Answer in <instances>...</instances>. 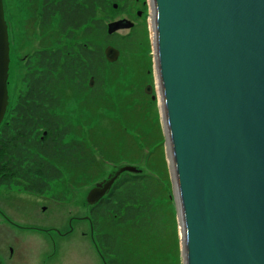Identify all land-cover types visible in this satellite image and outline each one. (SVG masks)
I'll use <instances>...</instances> for the list:
<instances>
[{
  "label": "water",
  "instance_id": "water-1",
  "mask_svg": "<svg viewBox=\"0 0 264 264\" xmlns=\"http://www.w3.org/2000/svg\"><path fill=\"white\" fill-rule=\"evenodd\" d=\"M150 7L182 264H264V0H150ZM133 26L120 19L107 30ZM10 49L0 0V124ZM104 52L109 62L120 54L111 45ZM137 171L118 168L90 188L87 204Z\"/></svg>",
  "mask_w": 264,
  "mask_h": 264
},
{
  "label": "trees",
  "instance_id": "trees-1",
  "mask_svg": "<svg viewBox=\"0 0 264 264\" xmlns=\"http://www.w3.org/2000/svg\"><path fill=\"white\" fill-rule=\"evenodd\" d=\"M37 1L28 0L27 4L43 35L42 45L32 58H26L22 78L25 88L17 93L14 103H9L0 124V186L64 200L65 184L76 188L94 186L105 179L103 166H115L118 152L124 154L128 150L123 142L116 149L103 145L106 131L92 130L94 138L90 131L80 136L84 124L80 126L69 115L66 105L72 99L83 101L87 120L92 115L99 116L92 119L95 126L105 113L99 111L101 108H91H106L105 104L110 102L122 110L124 102L127 115H139L133 101H149L151 97L142 85L113 95L112 88H120L124 83L121 77L128 75V63L140 56L143 43L136 31L137 24L127 34H121L108 33L106 22L107 16L119 11L131 16L133 13V18H137L145 0ZM108 45L120 53L115 62H109L105 56ZM143 75L138 80L141 84L146 77ZM128 106L132 108L129 110ZM132 109L134 113L130 112ZM141 117L144 115H139L143 120ZM128 120L130 116H124V122ZM124 141L128 144V139ZM152 154L145 159L146 172L138 167L137 172H123L99 201L89 205L94 240L107 264H168L167 256L174 254L173 248L179 264L176 205L168 198L173 195L172 182L168 173L166 179L162 178L165 160H154ZM171 217L174 231H170L168 222ZM125 234L128 238L138 237V245Z\"/></svg>",
  "mask_w": 264,
  "mask_h": 264
},
{
  "label": "rangeland",
  "instance_id": "rangeland-1",
  "mask_svg": "<svg viewBox=\"0 0 264 264\" xmlns=\"http://www.w3.org/2000/svg\"><path fill=\"white\" fill-rule=\"evenodd\" d=\"M38 1L36 3H38ZM27 3L28 0H3L4 13L8 25L11 48V66L9 67L10 78L8 77L9 103L11 101L12 103H14L17 93L25 88V82L22 80V78L27 68L25 62L26 58H32V54L42 45L41 39L43 38V35L40 33V30L37 27L36 18L30 16V5H28ZM114 9H117V7ZM138 11L141 12L140 15L137 16V18H133V13L131 16V14H128L125 11H119L116 14L107 16L106 22L110 23L120 19H127L134 22V24H137L136 31L138 33L140 41H142L141 43H143V48L139 51L140 56H137V59L132 58L133 62H131V60L128 63V75L121 77V80L124 81V83L120 85V88H112V91L113 95H115L118 91L124 93L122 91L123 89L130 90L136 86L142 85L141 87H144L145 91L147 92L149 86L152 87L151 90L146 93L148 97L151 96L149 98V101L145 100V98H140L142 99L141 102H137L135 100L133 101V104L136 105L139 115H144V117H141L143 118V120H140L139 115H127L128 111L125 109V107H127L126 103H122L123 108L121 110L116 105L114 106L112 103L107 102L105 104V106H107L106 108L100 105L96 106L95 109L91 108V111H98L101 108L99 111L105 113L102 116L103 118H100V120H98L99 122L94 126L92 124V119H98L99 116L92 115V119L87 120L84 115L86 109L83 105V101L81 103L72 99L66 105V111L69 113V115H71V117H74L75 121H77V123H80V126L84 124V126L81 128L82 131L79 133L80 136L83 134L84 137L85 132L89 133L90 131V137L92 136L94 138L91 132L92 130L93 133L106 131V133H104L105 138L103 141V145H105L106 147L113 145L112 148L116 149V146H120L118 144L123 142V144L128 147V150H126L127 153L121 154L118 152L116 156L117 164L115 166H103L105 174L104 178H107L108 175H112L118 168L126 165L141 168L144 172H146L147 169L145 168V159L150 152H153L151 157L154 158V160H165L166 166L162 170L164 177H161L163 179H166L167 173L170 175L167 143L164 134L163 119L161 117V105L160 100H158L157 97V91H159V89L154 71L152 46L153 32L150 0H145V7L140 8ZM143 23L145 24V26H141V24ZM129 30L130 29L127 28L120 29L119 33L127 34ZM45 36L47 38L48 35ZM59 40L62 41V38H58V41ZM52 41L56 44L54 39H52ZM139 59L142 60V62ZM144 64L146 66H144ZM148 64H151V66L149 67ZM151 67L152 70L150 69ZM147 73H150V78L147 76ZM142 74L146 75V79L144 78L141 84L138 80H140V75ZM152 96H155L156 98L153 99ZM135 99L138 100V98ZM152 101L154 104L152 103ZM128 108L130 110L132 106H128ZM130 112L134 113L135 109H132ZM124 116H130V120L124 122ZM121 136L124 139L121 138ZM126 139H128V144H125L124 140ZM137 144H140V146L138 147ZM137 157L138 159H136ZM163 181L165 182L166 180ZM65 185L66 197L64 200H67V204L65 205L64 203H61L55 205L61 212L64 213L63 216L66 215L65 217H63L62 221L32 220V222L20 221V224H22L23 226L35 225L39 228H49L50 226H56V228L58 229H67V221L71 214L80 216L87 215L89 205L86 202V197L88 191L93 187V185L81 188L72 187L70 184ZM22 193L25 195L29 194L25 192ZM173 193L174 192L172 188V194ZM168 198L175 202L174 194H170ZM175 214L176 228L178 229L177 232L179 236L176 207ZM168 222L171 223L170 231L171 229L172 231H174L173 217H171ZM74 226L75 231L67 238H59L55 233H51L52 236H50L51 234L43 236V234L34 233L32 231H15L17 237L13 242V239L9 237V233H7L8 229L3 225L1 226L0 224V258L5 259L6 256H8L9 253L11 254L12 252L15 256L26 259L33 264H38L39 262H46V264H75L77 262H82V264H98L99 259L92 248L89 226L85 228L86 231H83L84 234H80L81 229L77 227L76 224H74ZM125 236L128 238V235L125 234ZM128 239L133 240L132 243H134V245H138V241L136 240H139L138 237ZM11 241L13 242V244L10 243ZM39 247L44 248L45 251L40 252ZM166 249L167 251H169L170 245H168ZM179 252V264H182L180 249ZM173 253L174 254L172 256L171 253H169L166 263L176 264V248H173Z\"/></svg>",
  "mask_w": 264,
  "mask_h": 264
},
{
  "label": "flooded vegetation",
  "instance_id": "flooded-vegetation-1",
  "mask_svg": "<svg viewBox=\"0 0 264 264\" xmlns=\"http://www.w3.org/2000/svg\"><path fill=\"white\" fill-rule=\"evenodd\" d=\"M10 78V76H9ZM13 189H7L0 186V224L8 229L9 237L16 240L15 231H32L34 233L43 234V236L55 233L59 238H67L75 231L76 224L79 227L80 234H84L85 228L89 226L90 237L92 242V248L97 255L99 261L98 264H107L106 259L102 253L99 243L94 240L93 226L87 215H70L67 221V229H58L56 226H50L49 228H39L35 225H22V222L34 221H57L63 220V212H61L55 205L64 203L67 204V200H57L49 194H23L20 191ZM66 197V196H65ZM69 203V202H68ZM70 204V203H69ZM52 236V234L50 235ZM41 241V240H39ZM11 241L10 243L13 244ZM40 252L45 251L44 248L39 247ZM0 264H33L26 259H22L19 256H15L12 252L9 253L6 258H0ZM38 264H46V262H39ZM75 264H82L77 262Z\"/></svg>",
  "mask_w": 264,
  "mask_h": 264
},
{
  "label": "bare ground",
  "instance_id": "bare-ground-1",
  "mask_svg": "<svg viewBox=\"0 0 264 264\" xmlns=\"http://www.w3.org/2000/svg\"><path fill=\"white\" fill-rule=\"evenodd\" d=\"M141 11H138L137 12V16H139V13H140ZM144 91H145V88H144ZM145 93H147L146 91H145ZM153 97V96H152ZM156 98V97H155ZM154 98V99H155ZM178 238H179V249H180V251H181V242H180V234H179V236H178Z\"/></svg>",
  "mask_w": 264,
  "mask_h": 264
}]
</instances>
